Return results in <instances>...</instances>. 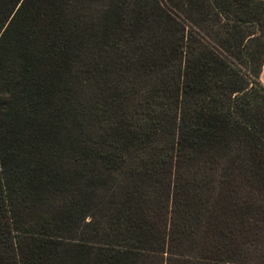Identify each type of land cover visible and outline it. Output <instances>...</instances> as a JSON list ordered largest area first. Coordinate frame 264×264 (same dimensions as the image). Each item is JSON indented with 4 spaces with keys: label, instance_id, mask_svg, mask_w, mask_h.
<instances>
[{
    "label": "trees",
    "instance_id": "trees-1",
    "mask_svg": "<svg viewBox=\"0 0 264 264\" xmlns=\"http://www.w3.org/2000/svg\"><path fill=\"white\" fill-rule=\"evenodd\" d=\"M264 0H0V264H264Z\"/></svg>",
    "mask_w": 264,
    "mask_h": 264
},
{
    "label": "crops",
    "instance_id": "crops-1",
    "mask_svg": "<svg viewBox=\"0 0 264 264\" xmlns=\"http://www.w3.org/2000/svg\"><path fill=\"white\" fill-rule=\"evenodd\" d=\"M260 81L264 85V62H263L262 71H261V74H260Z\"/></svg>",
    "mask_w": 264,
    "mask_h": 264
},
{
    "label": "rangeland",
    "instance_id": "rangeland-1",
    "mask_svg": "<svg viewBox=\"0 0 264 264\" xmlns=\"http://www.w3.org/2000/svg\"><path fill=\"white\" fill-rule=\"evenodd\" d=\"M262 83V82H261Z\"/></svg>",
    "mask_w": 264,
    "mask_h": 264
}]
</instances>
